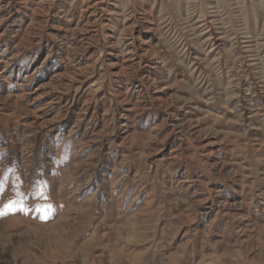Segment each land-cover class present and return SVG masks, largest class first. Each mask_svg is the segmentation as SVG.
<instances>
[{
	"label": "rangeland",
	"instance_id": "1",
	"mask_svg": "<svg viewBox=\"0 0 264 264\" xmlns=\"http://www.w3.org/2000/svg\"><path fill=\"white\" fill-rule=\"evenodd\" d=\"M0 211V264H264V0H0Z\"/></svg>",
	"mask_w": 264,
	"mask_h": 264
},
{
	"label": "snow or ice",
	"instance_id": "2",
	"mask_svg": "<svg viewBox=\"0 0 264 264\" xmlns=\"http://www.w3.org/2000/svg\"><path fill=\"white\" fill-rule=\"evenodd\" d=\"M34 194L35 195H43V192L42 191H36ZM5 207H7V205ZM2 214H4V213L2 211H0V215H2Z\"/></svg>",
	"mask_w": 264,
	"mask_h": 264
}]
</instances>
